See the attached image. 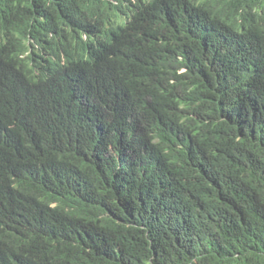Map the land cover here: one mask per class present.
I'll return each mask as SVG.
<instances>
[{
  "label": "trees",
  "instance_id": "obj_1",
  "mask_svg": "<svg viewBox=\"0 0 264 264\" xmlns=\"http://www.w3.org/2000/svg\"><path fill=\"white\" fill-rule=\"evenodd\" d=\"M0 264H264V0H0Z\"/></svg>",
  "mask_w": 264,
  "mask_h": 264
},
{
  "label": "clouds",
  "instance_id": "obj_2",
  "mask_svg": "<svg viewBox=\"0 0 264 264\" xmlns=\"http://www.w3.org/2000/svg\"><path fill=\"white\" fill-rule=\"evenodd\" d=\"M150 14H147V16H149ZM145 17V16H144ZM24 16H23V18L22 19H20L19 21H18V23L19 22H23L24 21ZM132 23H127V24H125V25H116L115 27H114V29H116L118 32H121L122 31V29H124V28H126V27H128V26H130ZM5 29V28H4ZM6 30V32L7 33H9V31L7 30V29H5ZM17 30H19V28L17 27ZM4 32H2V34H3ZM10 34V33H9ZM29 38V37H28ZM32 41V40H31ZM112 42H108V39H107V41H106V45L107 44H111ZM33 47L30 45V38H29V40H28V42H27V46H26V48L23 50V52H14V51H12L11 49H7V51H9L10 53H11V60H10V63L11 62H13V61H16V60H24V62L27 64V67H29V68H31V69H33L34 67H35V63H33V61H31V60H28L27 59V57L31 54V51L33 50V51H35V52H38V51H43V50H41V49H38V48H33ZM1 60H2V63H6V61L8 60V58L7 57H1Z\"/></svg>",
  "mask_w": 264,
  "mask_h": 264
}]
</instances>
